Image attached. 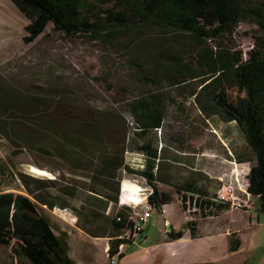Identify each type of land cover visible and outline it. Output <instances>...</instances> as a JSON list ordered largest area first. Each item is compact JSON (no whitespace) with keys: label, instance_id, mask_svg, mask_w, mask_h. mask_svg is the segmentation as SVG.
<instances>
[{"label":"trees","instance_id":"16d2710c","mask_svg":"<svg viewBox=\"0 0 264 264\" xmlns=\"http://www.w3.org/2000/svg\"><path fill=\"white\" fill-rule=\"evenodd\" d=\"M27 19L25 44L34 41L48 24L66 37L100 40L118 47L122 43L135 51H153L151 59L169 72L168 86L195 85L189 96L204 118L216 116L223 123L234 122L242 133L249 156H240L239 163H249L246 175L247 193L256 199L259 213L264 214V0H10ZM248 21L257 29L253 47L246 57L240 49L230 46L238 25ZM148 37V39H146ZM155 37L156 39H149ZM194 56L195 68L184 60ZM239 88L243 103L234 108L220 90ZM0 89V135L11 144L24 146L65 160L75 169H93L97 184L85 195L82 209L97 217L95 209L106 210L114 205L106 235L108 261L121 259L119 247L131 245L124 234L130 230V210L116 209L120 193L118 172L125 171L143 178L151 194L147 203L161 211L171 197L158 190L154 169H159L161 153L156 131L163 127L167 103L161 91L136 96L125 112L133 123L126 126L117 110L93 111L89 105L73 97L55 92ZM66 115L62 117L60 113ZM72 115V116H68ZM118 121L122 125L118 126ZM121 130L122 141L105 138V130ZM138 139L137 152L146 156L142 169L124 164L123 153L128 134ZM154 134V135H151ZM109 139V140H107ZM127 153V152H126ZM8 169L0 158V245H12L15 260L29 264H77L67 255V235L54 236L42 213V206L66 208V204L49 201L44 191L51 188L73 196L72 191L59 189L57 178L50 182L39 178L22 179L28 196L3 189ZM166 183L167 181H163ZM182 206V192L203 194L193 182L174 185ZM113 191V195L110 193ZM99 196V197H98ZM222 207L229 208V205ZM220 207V208H222ZM219 210V209H218ZM214 215V214H213ZM204 217V216H203ZM197 222H186L192 237L197 235ZM53 232V231H52ZM92 237H99L86 231ZM142 233V232H141ZM139 234V236L141 235ZM168 241L178 240L182 231L170 228ZM238 243L230 244L234 251Z\"/></svg>","mask_w":264,"mask_h":264},{"label":"rangeland","instance_id":"374dc122","mask_svg":"<svg viewBox=\"0 0 264 264\" xmlns=\"http://www.w3.org/2000/svg\"><path fill=\"white\" fill-rule=\"evenodd\" d=\"M27 22L10 0H0V89H21L44 94L49 93L55 86V92H59L60 97H73L79 104L89 105L93 111H119L120 119L130 127V116L125 112L127 103L140 94L158 88L165 97L168 108L162 129L160 132H153L157 136V146L161 153L160 167L154 172L159 179L156 182L157 188L173 196L161 211H151V218L141 235L134 238L131 247L123 249L124 253H129L128 251L139 247L137 251L144 253L142 249L146 246H157L153 256L129 255L122 260L114 258L110 263L99 239L105 238L100 236L110 231L109 220L113 215L114 205L110 204L106 210L95 209L98 216L93 218L82 209L85 195L98 181L93 169L72 168L67 161L55 157L50 147H47L48 153L42 154L24 146L11 144L0 135V158L8 169L3 179V189L28 196L22 179L32 177L48 182L57 178L59 189L72 191L73 196L51 188L45 190L44 195L49 201H60L67 206L63 209L56 206V209L63 212L56 210L55 214L53 209L42 206V213L53 229V232L50 228L47 229L48 232L53 233L55 237L62 232L67 235V246L70 245L72 250L71 253L68 246L67 255L78 264L83 263L76 259H82L78 251L83 253L84 261L88 264H138V261L145 264L152 259L156 264H175L171 260L177 251L200 253L204 250L199 244H162L168 227L174 231L189 233L186 217L177 201L180 198L173 186L193 182L203 193L211 194L222 182L234 183L233 175L237 174L239 183L244 188L247 180L243 179L244 174L240 170L247 172L250 164L239 163L237 159L242 155L249 156L250 151L237 125L234 122L223 123L216 116L204 118L193 98L189 96L195 85L187 83L178 88L169 87L167 78L170 74L161 69V64L153 62V51H135L129 47L130 44L125 46L123 43L112 48L98 39L69 38L53 30L51 24H48L34 41L25 44L23 36ZM256 29L253 23L243 21L235 32L228 36L227 41L230 46L240 49L245 58V53L253 47ZM184 61L190 62L192 68L196 67L194 56ZM218 93L234 108L243 103L244 92L239 88L224 89ZM60 115L64 117L66 114L62 112ZM117 125L122 123L118 121ZM103 134L111 141L117 138V147L121 145L123 136L120 128L107 129ZM135 143L138 144L139 141L130 132L124 144L127 148V153H123L126 165L130 159L128 154L137 153ZM118 175L119 178L114 180L112 186L119 182V196L122 199H125L127 189L135 190L134 194H139L140 197L145 196L144 193L150 189L143 178L134 174L120 170ZM110 193L113 195V191ZM119 196L116 209L131 211L132 204H120ZM238 196L241 200L245 199L240 192ZM249 200L253 203L252 208H240L244 211L231 210L227 218H231L233 227L246 229L242 235L253 240L259 247H264V216H260L259 220L256 218L255 214H259L256 199L250 196ZM201 220L203 219L195 221L199 223ZM202 230L205 233L206 228ZM86 231L99 237H92ZM223 239L220 236L216 239L219 253ZM259 250L260 248H255L253 251L254 261L257 258L264 259V252L260 253ZM243 257L238 256L237 259L241 260ZM0 264L29 263L16 261L10 244L0 245ZM220 264L232 263L227 260Z\"/></svg>","mask_w":264,"mask_h":264},{"label":"crops","instance_id":"0c3cea01","mask_svg":"<svg viewBox=\"0 0 264 264\" xmlns=\"http://www.w3.org/2000/svg\"><path fill=\"white\" fill-rule=\"evenodd\" d=\"M159 190V189H158ZM160 191V190H159ZM186 192V191H184ZM203 193V192H202ZM173 195H170L172 199ZM178 203L179 200L177 199ZM165 206V205H164ZM231 210H235L234 208H226L222 207L211 217L205 218L201 220L199 223H197V235L196 237H192L190 233L186 234V232H183V235L180 239L174 240V241H168L167 236L165 235V238L163 240L162 244H186V245H202V250L200 253L196 251L191 252H185V253H179L178 251L175 252L174 256H172V262L175 264H220L222 262H227V260H230L232 264H264V259L257 258V260H253V251L255 248H260L259 252H264V247H259L253 240H249L247 237L242 235V232L246 229L243 227H233L231 218H227L231 212ZM238 211H244L237 209ZM54 214L55 212L52 211ZM256 218L259 220L260 216H264L261 213L255 214ZM167 222V221H166ZM206 228L205 233L203 232V228ZM243 229V230H242ZM220 236L223 239V244L221 247L220 253L218 252L217 247V237ZM251 238V237H250ZM255 238V236H254ZM108 238H100L99 241L102 243L103 252L106 255V251L108 248ZM256 240V238H255ZM238 243V247L236 250L231 251L230 250V244ZM132 245V244H131ZM131 245H128L124 248H129ZM70 247V245H68ZM139 248V247H138ZM134 249L133 251H128L129 253H124V256L120 259L122 260L125 257H128L129 255H133L136 257H142L147 255H152V253H155L157 250V246H146V248L142 249L144 253H141L137 251V249ZM69 250V249H68ZM72 253L71 247L69 250ZM79 257H82V259L76 258L79 262L82 261L81 264H88V262L84 261V255L81 253V251H78ZM124 252V250L122 251ZM219 255V256H217ZM245 255V257H243ZM238 256H241V260L237 259ZM72 259V258H71ZM73 260V259H72ZM76 262V261H75ZM77 263V262H76ZM138 264H142L141 261L137 262ZM78 264V263H77ZM145 264H156L155 261L150 260L149 263Z\"/></svg>","mask_w":264,"mask_h":264},{"label":"built area","instance_id":"2783aa9c","mask_svg":"<svg viewBox=\"0 0 264 264\" xmlns=\"http://www.w3.org/2000/svg\"><path fill=\"white\" fill-rule=\"evenodd\" d=\"M132 125L133 123L130 122ZM158 132H160L158 130ZM130 159L128 165L131 168L135 169H142L145 164L146 156L142 153H129L128 154ZM156 169V168H155ZM154 169V170H155ZM249 170V169H247ZM243 172V179L246 178L248 173L244 172V169L240 170ZM241 174V173H240ZM234 183L231 181L229 182H222V184L211 194H199V193H191V192H182V206H183V213L186 217V220L195 221L197 219H205L211 217L213 214L218 212V209L224 205H229L230 208L240 209V208H252L253 203L250 202L249 197L250 195L247 193V184L246 186L241 187L239 183V175H233ZM143 192V191H142ZM144 193L145 196L140 197L139 194H134L132 191L127 190L125 193V199L129 200L130 202L125 204H132L131 211L129 213L128 220L131 222V228L124 234L126 240H129L131 243L133 242L134 238L139 236V234L143 231V228L151 218V211L153 208L147 203V197L151 194V189ZM238 192L245 196V199H240L238 196ZM139 196V197H138ZM121 197L119 196V203ZM135 208H139V211H135ZM58 211L62 213L60 209L53 208V211ZM261 214H263L261 212ZM264 215V214H263ZM204 216V217H203ZM124 245L119 247V251H123ZM112 261V260H111ZM110 261V263H111Z\"/></svg>","mask_w":264,"mask_h":264},{"label":"bare ground","instance_id":"6f19581e","mask_svg":"<svg viewBox=\"0 0 264 264\" xmlns=\"http://www.w3.org/2000/svg\"><path fill=\"white\" fill-rule=\"evenodd\" d=\"M127 190H129V189H127ZM130 191H132V192L134 193L135 190H131V189H130ZM120 202H122V203H126V204H127V203H129L130 201L121 198Z\"/></svg>","mask_w":264,"mask_h":264},{"label":"water","instance_id":"95a60500","mask_svg":"<svg viewBox=\"0 0 264 264\" xmlns=\"http://www.w3.org/2000/svg\"><path fill=\"white\" fill-rule=\"evenodd\" d=\"M170 229V227H168V230Z\"/></svg>","mask_w":264,"mask_h":264}]
</instances>
